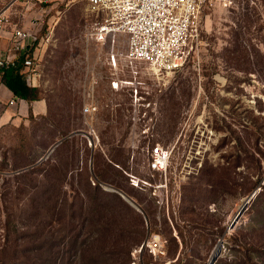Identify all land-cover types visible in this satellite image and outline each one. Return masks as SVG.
<instances>
[{
    "label": "rangeland",
    "instance_id": "1",
    "mask_svg": "<svg viewBox=\"0 0 264 264\" xmlns=\"http://www.w3.org/2000/svg\"><path fill=\"white\" fill-rule=\"evenodd\" d=\"M5 6L0 0V10ZM11 11L12 23L32 26L41 37L39 100L11 105L0 85V264L24 263L10 260V212L17 243L37 233L38 250L27 255L41 258L38 264H208L218 251V264H235L243 254L264 264V0L206 8L199 56L164 79L128 64L123 36L116 37L113 68L111 43L88 39L93 17L81 0ZM86 106L97 110L84 114ZM7 110L13 116L5 121ZM90 133L99 139L94 148ZM157 144L171 151L166 174L149 169ZM48 159L52 182L38 172L37 187L20 191L26 179L11 176L27 168H17ZM95 172L122 185L149 226ZM32 197L37 230L29 226ZM152 236L163 240L164 255L140 251Z\"/></svg>",
    "mask_w": 264,
    "mask_h": 264
},
{
    "label": "built area",
    "instance_id": "2",
    "mask_svg": "<svg viewBox=\"0 0 264 264\" xmlns=\"http://www.w3.org/2000/svg\"><path fill=\"white\" fill-rule=\"evenodd\" d=\"M51 1L6 0L5 8L0 10V69L13 62L17 55L26 53L38 35V32L32 30V26L24 25L22 22L12 23L11 10L17 5L31 10L47 6ZM81 1L93 17L87 34L88 39L101 45L111 43L108 60L113 68H117L118 61V53L115 51L116 37L123 36L125 59L128 64L132 68L136 64H143L158 79H164L179 72L194 55L199 56L203 45L202 12L217 3L231 8L239 0ZM35 60L27 58L25 61L26 80L32 83L35 82L36 76ZM113 87L117 90L119 83L113 82ZM134 93L136 101L142 98L137 89ZM15 102L16 100L12 99L10 104L13 105ZM96 110L95 106H86L84 114H93ZM92 133L87 136L88 145L94 148L99 139ZM170 157L169 149L158 144L153 146L149 151V169L152 172L166 174ZM164 246L160 236H152L147 239L143 249L146 248L151 255L157 257L165 254Z\"/></svg>",
    "mask_w": 264,
    "mask_h": 264
},
{
    "label": "trees",
    "instance_id": "3",
    "mask_svg": "<svg viewBox=\"0 0 264 264\" xmlns=\"http://www.w3.org/2000/svg\"><path fill=\"white\" fill-rule=\"evenodd\" d=\"M40 41H41V37L38 35L36 40L34 41L33 45L31 46V48L26 53L17 55L13 62H11L6 67L0 69V85H3L7 90H9L12 94L13 99H15L16 101L35 103L36 101L39 100V89L37 88V86L34 83L28 82L26 80L25 61L27 58L36 59L35 51L40 46ZM111 160H112V162L114 161L113 159H111ZM47 163H48V166H47L48 169H46L47 170L46 171L45 166L47 165ZM20 168H27V169L20 171L19 174L11 176L12 178H15V179H23V178L26 179V181H25L26 183L24 184L25 187L20 188L19 189L20 191H25L27 189V187H30V188L37 187L38 183H37V181H35L37 179V177L33 178L34 174H39L42 171H45L44 177L46 178V180H45L46 182H52L51 180L54 178L52 172H54L55 168H52L50 166L49 159L46 161H43L39 165H36V162H25L21 165V167H19L17 169L20 170ZM121 169L123 170L122 167H121ZM156 173L161 174L159 172H156ZM95 175H96V178L99 182H104V183H108V184L112 185L113 187L123 191L126 195H128L130 198H132L135 201L134 197L129 192H127L124 189V187L122 185H120L118 182L107 181L109 178H108L106 172L105 173L95 172ZM258 183H259V181H258ZM96 185H98V184H96ZM52 187H53V185H52ZM20 194L21 193L18 191V195H20ZM119 197H120L119 198L120 201H124L123 203H127L125 200H123V198L121 196H119ZM49 198H50V200H52L54 197L52 194H50ZM135 202L137 203V201H135ZM31 210L33 211V214L31 215V220H30L29 226H31L33 229L37 230L36 229L37 228L36 223L33 221L38 216L39 211H38V208L36 206L35 199L33 197L31 198ZM11 218H12V212H10V214L7 217V221L5 222V230L7 233V242H8V244H7L8 251L13 252L12 256L10 257V260L12 262H14V261L20 259V261L24 262L23 264H38L37 261H40L41 258L36 256V254H34L33 257H29L27 255L28 250H31V249H33V251L38 250V248L36 246V244L38 242L37 233L34 232L35 234L31 236L32 237L31 240L24 241L21 243H17V240H18L17 237L19 235L20 230L17 227V224L14 223L13 220L11 221ZM230 240H232L233 243L237 244V242L235 240H233L232 238H230L227 241L231 242ZM238 246L242 248L241 245H238ZM18 248H23V250H26V252L22 251L23 254H22L21 258H15L16 257L15 252L18 250ZM143 250L148 252V250L146 248ZM218 260H219V258H218ZM218 260L214 264H218ZM47 264H52V262L48 261ZM235 264H258V263L257 262L254 263V261L252 259H250L247 255L243 254V256L241 258H239V260Z\"/></svg>",
    "mask_w": 264,
    "mask_h": 264
},
{
    "label": "water",
    "instance_id": "4",
    "mask_svg": "<svg viewBox=\"0 0 264 264\" xmlns=\"http://www.w3.org/2000/svg\"><path fill=\"white\" fill-rule=\"evenodd\" d=\"M79 132H75L73 134H77ZM61 142H58L56 143L50 150H49V153L48 155L60 144ZM46 158V157H45ZM45 158H43L42 160H44ZM105 187L106 190H109V191H112V192H117L125 201H127L131 206H133L134 208H136L139 212H141L144 217H145V220L149 226V222H148V218L146 216V214L144 213V211L142 210V208L132 199L130 198L128 195H126L123 191L117 189V188H114L112 186H109V185H103ZM251 200V196L245 201V203L243 204V206L241 207V209L239 210V212L237 213V215L235 216V218L233 219L231 225H230V228H234L235 225L237 224V222L239 221L242 213L247 209L248 205H249V202ZM147 241V240H146ZM146 241L145 243L143 244L142 246V249L144 248L145 244H146ZM142 249L140 251H142ZM220 257V251L217 252V254L211 258L209 264H214L218 258Z\"/></svg>",
    "mask_w": 264,
    "mask_h": 264
},
{
    "label": "crops",
    "instance_id": "5",
    "mask_svg": "<svg viewBox=\"0 0 264 264\" xmlns=\"http://www.w3.org/2000/svg\"><path fill=\"white\" fill-rule=\"evenodd\" d=\"M1 92H2V94H5L8 97V102H10L13 99L11 92L9 90H7L6 88L2 89ZM39 111H40V113H43L45 111V108L43 106H40ZM12 116H13L12 111L7 110L2 115V119H3V117H5V121H8L9 119H12L11 118Z\"/></svg>",
    "mask_w": 264,
    "mask_h": 264
},
{
    "label": "bare ground",
    "instance_id": "6",
    "mask_svg": "<svg viewBox=\"0 0 264 264\" xmlns=\"http://www.w3.org/2000/svg\"><path fill=\"white\" fill-rule=\"evenodd\" d=\"M211 260V259H210ZM210 262V261H209ZM209 264V263H208Z\"/></svg>",
    "mask_w": 264,
    "mask_h": 264
}]
</instances>
